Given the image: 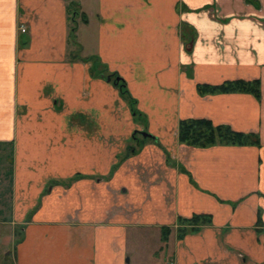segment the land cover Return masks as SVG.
Here are the masks:
<instances>
[{
  "label": "crops",
  "instance_id": "1",
  "mask_svg": "<svg viewBox=\"0 0 264 264\" xmlns=\"http://www.w3.org/2000/svg\"><path fill=\"white\" fill-rule=\"evenodd\" d=\"M234 79L261 98L198 92ZM185 118L261 144L182 145ZM145 130L166 151L127 152ZM18 226L15 264H131L133 229L147 264H264V0H0V247Z\"/></svg>",
  "mask_w": 264,
  "mask_h": 264
},
{
  "label": "trees",
  "instance_id": "2",
  "mask_svg": "<svg viewBox=\"0 0 264 264\" xmlns=\"http://www.w3.org/2000/svg\"><path fill=\"white\" fill-rule=\"evenodd\" d=\"M117 76V74H111ZM120 78V77H119ZM118 85L121 87L122 93L131 97L129 91L126 88L125 81L120 78ZM261 82L259 79L245 80L234 79L227 80L221 84H198V92L200 94L210 93H233V92H245L251 93L256 98H261ZM132 103H135V99L131 97ZM134 108V107H133ZM135 110V108L133 109ZM135 112V111H134ZM146 138H150L159 143L157 137L151 135ZM179 140L188 145L196 147H207L216 144L224 145H256L259 146L260 136L256 132H245L233 129L227 124H215L208 118H185L179 122ZM182 171H185L184 167H181ZM79 176V175H77ZM75 178V177H74ZM73 179H71L72 181ZM212 224V215L207 213H196L191 217L178 218L177 237H182L189 232L199 230L201 227ZM170 233L173 229L170 227L165 228ZM165 233V237H167Z\"/></svg>",
  "mask_w": 264,
  "mask_h": 264
},
{
  "label": "rangeland",
  "instance_id": "3",
  "mask_svg": "<svg viewBox=\"0 0 264 264\" xmlns=\"http://www.w3.org/2000/svg\"><path fill=\"white\" fill-rule=\"evenodd\" d=\"M104 74H105V76H107V78L109 80H112L115 84L118 85V79H120L119 77H117L115 75H110L106 71H104ZM131 99L132 98L129 97V96H127L125 98L126 102H128L130 107H132V110L135 108V110H133V112L135 111L136 120H137V122H139L141 124L140 127L144 128L145 119H143L142 115L139 114V112L137 110V107H136V103H132ZM135 136H136L137 140L133 141L130 145H128V150L126 149L127 152L128 151L130 152V150L132 148H134V149L139 148L141 146L142 142L145 139L141 131L140 132H135ZM178 137H179V131H178ZM178 140H179V138H178ZM152 142H155V141L152 140ZM179 142H180V144L185 145V146L187 145L189 147H196V146L184 144L180 140H179ZM157 144L158 145L160 144L162 146V144L160 142L157 143ZM217 145H224V144H216V145H211V146H207V147H212V146H217ZM207 147H197V148H207ZM162 148L164 149V151H166V148H164V146H162ZM167 155H169V154H167ZM147 231L148 230L139 231L137 229H133V233L138 235L137 236L138 237V243L135 242V244H134V246L136 247V251H135V257L131 261V264H147V263H150V259H149L150 254H149V252L151 250H153L155 248V246H156L155 237L157 238V234L155 233L156 236L153 237L154 233H152L153 235L152 234L148 235ZM20 232H21V227L18 226L16 234H15L16 238L14 237L15 239H13V242H12L11 246H7L6 245V246L0 247V264H15V259H14L15 257H14L13 253H14V247L16 245L15 243H16V241L19 240ZM143 237H146V239H148V241L144 240ZM166 256L167 255H165L164 258H166ZM169 264H172V263H169Z\"/></svg>",
  "mask_w": 264,
  "mask_h": 264
},
{
  "label": "water",
  "instance_id": "4",
  "mask_svg": "<svg viewBox=\"0 0 264 264\" xmlns=\"http://www.w3.org/2000/svg\"><path fill=\"white\" fill-rule=\"evenodd\" d=\"M119 80V79H118ZM142 132V134H143V136L144 137H148V136H151L152 134H150L149 132H147V131H141Z\"/></svg>",
  "mask_w": 264,
  "mask_h": 264
},
{
  "label": "built area",
  "instance_id": "5",
  "mask_svg": "<svg viewBox=\"0 0 264 264\" xmlns=\"http://www.w3.org/2000/svg\"><path fill=\"white\" fill-rule=\"evenodd\" d=\"M26 29L25 28H23V31H25Z\"/></svg>",
  "mask_w": 264,
  "mask_h": 264
}]
</instances>
